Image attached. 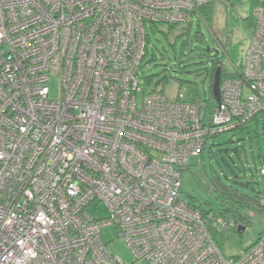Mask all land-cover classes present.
<instances>
[{
  "label": "built area",
  "instance_id": "1",
  "mask_svg": "<svg viewBox=\"0 0 264 264\" xmlns=\"http://www.w3.org/2000/svg\"><path fill=\"white\" fill-rule=\"evenodd\" d=\"M210 1L0 0V264H124L101 239L111 225L144 264H264V232L227 258L211 230L232 220L180 192L207 139L264 128V0L214 108L140 87L147 27L189 23Z\"/></svg>",
  "mask_w": 264,
  "mask_h": 264
},
{
  "label": "rangeland",
  "instance_id": "2",
  "mask_svg": "<svg viewBox=\"0 0 264 264\" xmlns=\"http://www.w3.org/2000/svg\"><path fill=\"white\" fill-rule=\"evenodd\" d=\"M254 2L213 0L202 11V17L193 16L190 23L173 27L167 24L147 27L150 43L139 69L142 91H161L169 100H176L181 92V100L192 101L197 97L205 105L210 83L207 69L215 52H218L216 57L228 71H232V64L244 63L249 33L254 24L251 15ZM55 84V81L50 82L51 90ZM215 105V100L211 98L210 108ZM263 157L264 128L260 120L207 139L202 153L190 156L188 164L182 167V199L203 210H215L219 204L208 189L213 176H218L223 183L246 194L253 196L263 193L264 178L260 174ZM88 212L101 222L109 217L108 208L103 202H92ZM242 212L248 215V222L241 232L229 224L219 232L211 230L220 252L227 258L239 255L264 232V211L245 209ZM118 233L114 225L101 228L100 236L108 250L124 264H144L135 260Z\"/></svg>",
  "mask_w": 264,
  "mask_h": 264
},
{
  "label": "trees",
  "instance_id": "3",
  "mask_svg": "<svg viewBox=\"0 0 264 264\" xmlns=\"http://www.w3.org/2000/svg\"><path fill=\"white\" fill-rule=\"evenodd\" d=\"M212 1H210L206 5L202 6L198 10L197 14L195 13L194 16L202 17V11H204ZM257 3L258 2H256V3L254 2L253 6ZM174 25H176V24H171V25H169V27H173ZM149 43H150V38H147V46L145 48V54H144L143 60L147 55ZM217 55H218V52H217ZM217 55L215 54V57L211 60L210 68L207 69V73L209 74V77H210V83H209V98L206 100V104L202 105L199 102L197 97L194 98L192 101H190V102H195L196 104L200 105L202 108H204V111L209 110L210 100H211V98L214 99L213 94H212V83H213L214 73H215L216 69L220 68L219 75H220V81H221L225 77H232V78L238 77L240 69L242 68V64H240V65L232 64V71H228L227 69L224 68L222 61H220L218 59V57H216ZM147 81L148 82L150 81L149 77H148ZM156 92H161V91H156ZM198 97H199V95H198ZM214 137H216V136H213L211 138H214ZM206 141L204 142V145L202 146L199 154L202 153V151L206 145ZM262 159H261V161H262ZM212 178L213 179L208 184V189H209V191H211L214 194L215 198L218 201L219 207H217L215 210H211V209L203 210V209L198 208V207L187 202V204H189V206H191L195 209H198L202 213L212 211L219 216H222L228 220H232L234 227H236L237 225H244L245 226V224L248 222V215L246 213H243L242 212L243 210L252 209V210H256V211H264L261 208L260 203H259L260 198L264 194V192L260 193L258 195L252 196V195L246 194L245 192H241L237 188H234L230 185L223 183L218 176H213Z\"/></svg>",
  "mask_w": 264,
  "mask_h": 264
},
{
  "label": "water",
  "instance_id": "4",
  "mask_svg": "<svg viewBox=\"0 0 264 264\" xmlns=\"http://www.w3.org/2000/svg\"><path fill=\"white\" fill-rule=\"evenodd\" d=\"M217 55V52H215ZM220 68H217L215 73H214V78H213V83H212V94L217 103H219L220 100V89H219V84H220ZM244 225H237L236 230L241 232L244 230Z\"/></svg>",
  "mask_w": 264,
  "mask_h": 264
},
{
  "label": "crops",
  "instance_id": "5",
  "mask_svg": "<svg viewBox=\"0 0 264 264\" xmlns=\"http://www.w3.org/2000/svg\"><path fill=\"white\" fill-rule=\"evenodd\" d=\"M258 2V0H255V3Z\"/></svg>",
  "mask_w": 264,
  "mask_h": 264
}]
</instances>
